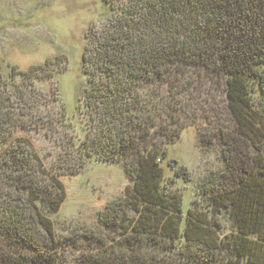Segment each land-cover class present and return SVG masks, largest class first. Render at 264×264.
<instances>
[{
    "label": "trees",
    "instance_id": "obj_1",
    "mask_svg": "<svg viewBox=\"0 0 264 264\" xmlns=\"http://www.w3.org/2000/svg\"><path fill=\"white\" fill-rule=\"evenodd\" d=\"M104 1L110 17L81 58L86 134L64 147L76 169L45 171L25 139L7 146L13 131L43 126L32 117L46 104L35 87L45 68L5 80L0 64V264H264V0ZM146 85L167 86L168 103ZM198 85L224 96L223 170L198 192L208 207L184 213L161 164L182 128L175 99ZM90 160L120 165L131 187L98 214L100 230L58 239L59 178Z\"/></svg>",
    "mask_w": 264,
    "mask_h": 264
},
{
    "label": "rangeland",
    "instance_id": "obj_2",
    "mask_svg": "<svg viewBox=\"0 0 264 264\" xmlns=\"http://www.w3.org/2000/svg\"><path fill=\"white\" fill-rule=\"evenodd\" d=\"M121 4L116 3L118 8L123 7ZM110 11L104 0H0L3 78L10 79L12 68L18 72L36 66L45 68L35 87L46 104L31 116L42 117L38 123L43 126L38 131H13L7 146L17 139L27 140L47 172L55 163H63L69 170L81 163L76 160L79 157L76 150L66 151L64 147L69 143L77 147L84 140L87 122L82 115L85 110L82 99L86 81L81 58L87 43L110 17ZM156 88L146 85L143 88L146 97L158 92L168 103L169 88ZM205 88L198 85L197 89L190 88L175 99L179 105L172 121L182 128L178 140L167 148V159L161 164L164 183H169L172 193L179 195L184 213L194 207L199 210L208 207L198 192L206 179L223 170L221 147L215 135L219 127L217 116L221 113V119H225L224 96L220 90L208 89L206 93ZM211 92L214 101L219 103L218 109L215 105L212 109L213 103L206 96ZM3 149L0 146V152ZM84 163L77 174L59 178L66 198L59 212L50 217L58 239L71 237L83 229L100 230L98 214L131 187L120 165L94 160ZM219 221L223 233L232 231L226 216H221Z\"/></svg>",
    "mask_w": 264,
    "mask_h": 264
}]
</instances>
